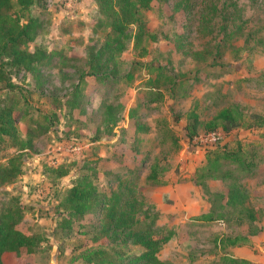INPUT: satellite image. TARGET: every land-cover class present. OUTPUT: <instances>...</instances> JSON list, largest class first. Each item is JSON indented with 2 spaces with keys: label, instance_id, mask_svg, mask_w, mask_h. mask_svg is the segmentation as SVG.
<instances>
[{
  "label": "rangeland",
  "instance_id": "1",
  "mask_svg": "<svg viewBox=\"0 0 264 264\" xmlns=\"http://www.w3.org/2000/svg\"><path fill=\"white\" fill-rule=\"evenodd\" d=\"M233 2L240 11L236 27L230 24L236 37L220 46L216 59L197 61L192 53L208 46L215 51L224 37L223 18L206 24V17L215 6L224 14L236 12ZM176 3L155 1L143 11L146 34L139 47L132 39L119 57L118 81L86 77L81 105L73 108L76 71L87 70L89 51L109 29L97 0H37L32 14L42 28L30 50L43 48L50 58L37 72L4 67L18 89L10 94L0 83V106L10 102L8 96L17 103L14 117L25 148L0 139V167L14 161L21 170L14 183H0V214L18 198L24 210L18 228L43 241L33 254H5L4 264H87L79 256L97 245L101 211L78 220L62 208L67 190L83 174L96 177L99 190L110 194L117 176L133 171L145 214L156 219V237L170 238L158 253L164 262L229 264L243 259L233 250L254 247L251 233L264 231V121L253 119H264V0H191L190 12L176 11ZM225 108L239 111L241 128L207 131L205 125ZM193 115L202 125L190 139ZM139 123L147 131L136 133ZM217 147L240 150L254 164L252 172L223 162L218 174L204 176L212 164L206 148ZM154 164L166 184L147 180ZM63 171L68 174L61 176ZM171 182L177 187L174 200L164 191ZM236 185L245 198L232 208L226 197ZM211 212L224 216L204 220ZM255 253V262L248 261L264 264V251Z\"/></svg>",
  "mask_w": 264,
  "mask_h": 264
},
{
  "label": "trees",
  "instance_id": "2",
  "mask_svg": "<svg viewBox=\"0 0 264 264\" xmlns=\"http://www.w3.org/2000/svg\"><path fill=\"white\" fill-rule=\"evenodd\" d=\"M100 4V12L106 21L109 29L104 42L99 47H92L89 51L87 70L77 69L79 74V84L73 93V108L81 105L83 96L80 92V83L86 77H92L100 83L108 79L118 81V59L127 50L128 43L134 39L135 46L142 44L146 34L143 11L151 8L155 1L169 2V0H97ZM37 0H0V83L7 86L9 93L13 94L18 86L5 73V65L25 70L37 72L38 67L49 62V53L43 48L37 47L35 51L30 50V45L35 42L42 26L38 18L32 14V9ZM191 0H177L175 10H185L190 12ZM234 13L224 14L218 6L214 7L213 13L206 17L205 22H213V18L219 15L223 18L221 32L224 37L220 39L215 51L195 52L193 58L197 61H207L209 57L214 59L222 54L220 46L226 44L228 39L236 37L235 31L230 32V24L235 25L234 15L240 14L236 3ZM236 25L234 26V28ZM135 28V29H134ZM240 30V27H237ZM183 47V44H180ZM216 53V55H215ZM0 106V139L5 141L9 138L13 142L22 145L14 112L18 109L17 103L10 100ZM109 107L107 108V110ZM243 117L238 110L225 108L217 116L205 125L207 131H217L222 129L226 134L235 129L241 128ZM253 119L262 120L261 117L254 116ZM202 122L198 115H193L192 122L188 126L189 138L193 139L198 133ZM249 128H253L251 125ZM147 128L140 123L137 124L138 132H145ZM22 148H25L22 145ZM209 150L210 163L205 169L204 176L218 174L225 165L236 166L237 170L252 172L254 164L246 163L242 158L241 151L228 152L227 150ZM0 167V183L12 184L19 176L21 170L14 165ZM160 166L154 164L150 167V174L147 180L151 185L159 186L166 184L159 174ZM229 174L231 171H228ZM66 176L68 171L60 173ZM133 171H128L123 176H117L118 186L110 194L102 193L96 184V177L88 174L79 176L76 183L66 192L62 208L70 217L82 220L88 215L101 211L100 228L93 238L96 246L89 247L79 258L87 264H172L162 261L158 253L164 244L170 241L169 237H156V219H151L147 212L146 204L141 194L136 189L137 180L131 176ZM131 177V178H130ZM242 188L238 185L229 189L225 205L238 207L243 204L245 196ZM0 214V264H4L3 257L8 253L19 254L23 250L27 253H35L41 245L43 239L36 233L26 234L18 227L24 220V210L20 206L18 198H11L6 203ZM246 210L243 211L244 214ZM251 221L256 217L253 211H248ZM144 215L145 218H144ZM215 212L205 216L204 220L215 221L219 217ZM147 217V218H146ZM261 229L251 233L257 235ZM106 241L105 244H100ZM99 243V244H98ZM229 264H253L245 259H228Z\"/></svg>",
  "mask_w": 264,
  "mask_h": 264
},
{
  "label": "crops",
  "instance_id": "3",
  "mask_svg": "<svg viewBox=\"0 0 264 264\" xmlns=\"http://www.w3.org/2000/svg\"><path fill=\"white\" fill-rule=\"evenodd\" d=\"M164 191L170 194V199L174 200L175 195L177 194V187L171 182L170 184H167V186H164ZM161 208V206H159ZM251 243L254 247H248V248H236L234 251V254L240 258L250 260L255 262L256 260V253L255 249H259L264 251V231L251 238Z\"/></svg>",
  "mask_w": 264,
  "mask_h": 264
}]
</instances>
